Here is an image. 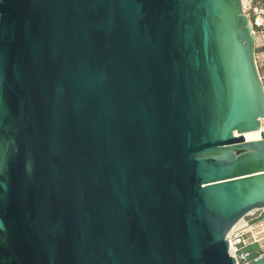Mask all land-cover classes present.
I'll return each instance as SVG.
<instances>
[{
    "label": "water",
    "instance_id": "obj_1",
    "mask_svg": "<svg viewBox=\"0 0 264 264\" xmlns=\"http://www.w3.org/2000/svg\"><path fill=\"white\" fill-rule=\"evenodd\" d=\"M254 56L241 0H0V264H235Z\"/></svg>",
    "mask_w": 264,
    "mask_h": 264
},
{
    "label": "built area",
    "instance_id": "obj_2",
    "mask_svg": "<svg viewBox=\"0 0 264 264\" xmlns=\"http://www.w3.org/2000/svg\"><path fill=\"white\" fill-rule=\"evenodd\" d=\"M242 10L250 21L254 37H259L264 43V0L242 1ZM254 58L264 91V56ZM261 131H264V119L256 132ZM226 240L229 242L228 253L235 264H250L264 257V217L229 235Z\"/></svg>",
    "mask_w": 264,
    "mask_h": 264
},
{
    "label": "rangeland",
    "instance_id": "obj_3",
    "mask_svg": "<svg viewBox=\"0 0 264 264\" xmlns=\"http://www.w3.org/2000/svg\"><path fill=\"white\" fill-rule=\"evenodd\" d=\"M255 56H264V43L259 37L255 38Z\"/></svg>",
    "mask_w": 264,
    "mask_h": 264
},
{
    "label": "bare ground",
    "instance_id": "obj_4",
    "mask_svg": "<svg viewBox=\"0 0 264 264\" xmlns=\"http://www.w3.org/2000/svg\"><path fill=\"white\" fill-rule=\"evenodd\" d=\"M243 2H245L246 0H242ZM253 133L255 132H247L245 133L243 136L245 138L246 141H253Z\"/></svg>",
    "mask_w": 264,
    "mask_h": 264
}]
</instances>
